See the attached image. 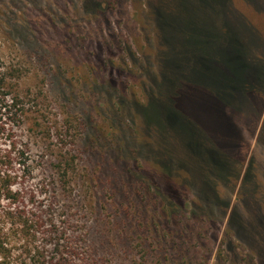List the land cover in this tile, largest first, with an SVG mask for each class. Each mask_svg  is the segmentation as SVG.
I'll use <instances>...</instances> for the list:
<instances>
[{
  "label": "rangeland",
  "instance_id": "1",
  "mask_svg": "<svg viewBox=\"0 0 264 264\" xmlns=\"http://www.w3.org/2000/svg\"><path fill=\"white\" fill-rule=\"evenodd\" d=\"M120 1L130 20L145 10L146 0ZM190 1L198 11L195 37L205 47L206 23L212 15L207 9L213 0ZM222 10L225 20H247L262 43L252 39L248 46L245 35H252L248 25L229 29L217 16L219 43H231L247 56L252 52L253 62H264V25L256 22L258 12L264 14V0H230ZM115 19L110 18L113 25L106 34L94 30L82 0H0V62L20 69L13 81L27 109L14 133L27 151L28 167L15 166L19 175L13 189L21 193L25 209L43 224L36 238L23 235L6 211L7 200L1 203L0 228L10 239L13 236L10 241L16 240L11 243L13 262L32 264L34 253L22 255L23 245L40 246L49 257L55 244L66 239L73 249L68 264H264V146L260 143L264 92L234 116L240 143L237 153L232 151L238 162L232 158L230 163L237 166L238 177L220 187L222 204L206 207L212 222L205 225L202 237L181 236L175 225L163 226L161 218L155 232L144 234L137 227L144 221L142 214L127 224L124 210L140 206L125 196L128 177L157 182L153 158L142 146L134 104L144 102V90L133 82L132 69L137 67L126 55L129 50L140 57L148 49L150 34L139 23L128 33ZM185 83L180 108L206 124L211 101L189 79ZM146 113L157 127L156 142L165 143L170 130L150 120L152 111ZM249 167L253 177L248 182L244 176ZM185 199L189 202H183L182 213L189 217L191 200L198 199L196 194ZM236 210L251 216V224L241 222L251 230L249 235L238 236L228 229ZM239 237L249 238V243Z\"/></svg>",
  "mask_w": 264,
  "mask_h": 264
},
{
  "label": "trees",
  "instance_id": "2",
  "mask_svg": "<svg viewBox=\"0 0 264 264\" xmlns=\"http://www.w3.org/2000/svg\"><path fill=\"white\" fill-rule=\"evenodd\" d=\"M227 1L230 0H213L209 4L207 10L212 15L208 16L209 22L206 23L209 27L206 29L208 47H204L205 42L195 37L199 34L198 28L194 30L197 27L194 16L198 11L190 0H146L143 4L145 10L133 20L126 18L127 10L120 0H82V9L90 16L95 31L110 34L113 25L110 18L115 16L128 33L133 32L139 23L150 34L147 53L145 51L136 57L132 51H126L128 59L137 67L132 69L135 72L133 82L140 83L144 90V102L134 101V104L144 141L142 146L147 150V156L153 158L151 167L157 180L154 183L139 176L128 177L125 196L140 206L130 205L124 214L127 224H133L142 214L144 221L137 223V227L144 234L155 232L161 218L163 226L175 225L181 236L202 237L205 225L212 222L206 207L222 204L220 187L231 184L238 177L237 166L230 163L232 158L238 162L232 151L237 153L240 143L234 116L242 112L247 101L259 100L264 92V62H253L256 57L252 52L247 56L234 49L231 43L225 46L219 43L217 16L229 29L243 23L248 25L252 29L251 37L245 35L248 46L254 39H258V44L262 43L261 35L244 18L223 19L222 4ZM257 15L256 22L264 25V14L258 12ZM27 38L30 40L29 36ZM4 66L0 62V206L7 200L6 211L15 224L21 226V229L17 227L19 233L36 238L37 228L43 226L42 219L40 221L25 209L21 193L13 189L19 175L15 166L28 167L27 151L19 145L14 133L27 112L13 81L15 72L20 69L13 65ZM187 79L206 95V101H211L208 104L211 115L207 117L206 124L190 118L179 106ZM147 111H152L150 120L170 130L165 129V143L156 142L157 127L150 123ZM260 143L264 146V131ZM252 177L249 167L244 180L249 182ZM111 184L114 183L111 181ZM189 194H196L198 201L191 200V215L188 217L182 210L186 209L183 202L188 201L185 198ZM241 211L240 215L237 210L233 214L228 229L238 236L249 235L251 230L247 231L246 224L241 222L251 224L253 220L248 212ZM9 235L0 228V264H15L14 245L11 243L15 244L16 240L10 241L13 236L10 239ZM253 236L254 233L251 239ZM246 242L249 243V238ZM28 245H23L25 249L21 254L33 252L32 264H68V254L73 250L66 239L55 244V253L49 257L40 246L29 249Z\"/></svg>",
  "mask_w": 264,
  "mask_h": 264
}]
</instances>
